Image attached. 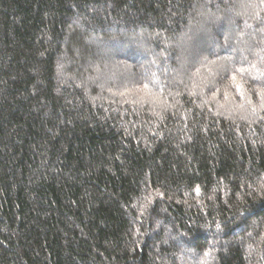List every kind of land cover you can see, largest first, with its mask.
I'll return each instance as SVG.
<instances>
[{
    "label": "trees",
    "instance_id": "1",
    "mask_svg": "<svg viewBox=\"0 0 264 264\" xmlns=\"http://www.w3.org/2000/svg\"><path fill=\"white\" fill-rule=\"evenodd\" d=\"M0 264H264V0H0Z\"/></svg>",
    "mask_w": 264,
    "mask_h": 264
},
{
    "label": "rangeland",
    "instance_id": "2",
    "mask_svg": "<svg viewBox=\"0 0 264 264\" xmlns=\"http://www.w3.org/2000/svg\"><path fill=\"white\" fill-rule=\"evenodd\" d=\"M135 42H137L138 43V46H136L134 43ZM148 41L146 40V39H137L136 40V38L135 37H133L131 40H130V43H133L136 47H135V49L137 50V52L134 54V56L136 57V56H139V57H141V55H143L142 56V58H145V59H143V60H141V61H143L142 63L144 64V66H147V67H149L151 64H153V61L151 60V59H149L148 57H145V55L144 54H141V53H143L144 51H143V46L144 45H147L148 43H147ZM144 44V45H143ZM236 45H238V44H236ZM242 46H244V45H242ZM241 46V47H242ZM143 47V48H142ZM241 47H239V48H237V49H235L236 51V53H238V56H244L243 54V52H245V49H243V48H241ZM245 47V46H244ZM244 50V51H243ZM241 51H243V52H241ZM134 56H129L130 58H133ZM134 57V58H135ZM155 59V58H154ZM109 64L108 63H102V68H103V70H105L104 72H106L107 73V75H105V77H106V81H108V84L109 85H111L110 87L112 88L113 86V84H115L116 86H118V85H120L121 87H124V86H126L125 85V83L123 84V81H121V80H119L118 81V83H117V80H116V77H115V74L113 73V68H112V66H108ZM118 70V69H117ZM112 79H115V80H112ZM119 87V86H118ZM125 89V88H124ZM121 91H123V90H121Z\"/></svg>",
    "mask_w": 264,
    "mask_h": 264
}]
</instances>
